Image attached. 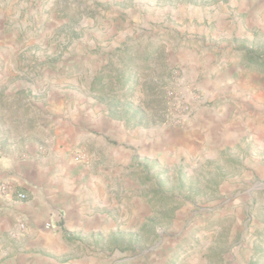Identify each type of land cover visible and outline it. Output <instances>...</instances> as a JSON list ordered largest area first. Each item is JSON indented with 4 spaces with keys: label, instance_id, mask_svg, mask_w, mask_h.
<instances>
[{
    "label": "rangeland",
    "instance_id": "1",
    "mask_svg": "<svg viewBox=\"0 0 264 264\" xmlns=\"http://www.w3.org/2000/svg\"><path fill=\"white\" fill-rule=\"evenodd\" d=\"M261 3L0 0V159L22 153L25 138L47 137L40 127L65 109L61 91L97 99L138 135L166 125L170 144L199 111L234 103L244 127L221 147L175 157L131 147L114 208L121 231L105 236L106 255L109 264H264ZM215 71L219 80L244 72L246 98L203 88Z\"/></svg>",
    "mask_w": 264,
    "mask_h": 264
},
{
    "label": "crops",
    "instance_id": "2",
    "mask_svg": "<svg viewBox=\"0 0 264 264\" xmlns=\"http://www.w3.org/2000/svg\"><path fill=\"white\" fill-rule=\"evenodd\" d=\"M243 74L237 71L231 79L219 80L217 73L203 88L218 100L228 90L246 98ZM59 99L65 109L55 110L40 127L48 130L47 137L39 133L25 138L20 144L23 154L4 152L0 159V184L8 182L13 189L0 191V264H109L104 238L121 231L114 208L120 205L123 185L128 186L124 170L134 156L131 147L159 156L203 153L234 139L244 127L235 114L240 108L225 103L199 111L189 127L174 131L170 144L166 125L142 127L138 135L125 121L107 116L95 98L79 102L71 92L61 91ZM108 133L124 144L107 143ZM79 149L88 154L83 161L74 156ZM19 192L26 198H19Z\"/></svg>",
    "mask_w": 264,
    "mask_h": 264
},
{
    "label": "built area",
    "instance_id": "3",
    "mask_svg": "<svg viewBox=\"0 0 264 264\" xmlns=\"http://www.w3.org/2000/svg\"><path fill=\"white\" fill-rule=\"evenodd\" d=\"M81 158H84V155H79ZM79 159V158H78ZM0 191L3 193H13V189L10 183L8 182H3L0 184ZM18 197L21 199H25L26 198V194L23 192H19ZM47 226H50V224H48Z\"/></svg>",
    "mask_w": 264,
    "mask_h": 264
},
{
    "label": "trees",
    "instance_id": "4",
    "mask_svg": "<svg viewBox=\"0 0 264 264\" xmlns=\"http://www.w3.org/2000/svg\"><path fill=\"white\" fill-rule=\"evenodd\" d=\"M260 61H261V65L264 66V55H263V54H261V59H260ZM250 264H252V263H250Z\"/></svg>",
    "mask_w": 264,
    "mask_h": 264
}]
</instances>
